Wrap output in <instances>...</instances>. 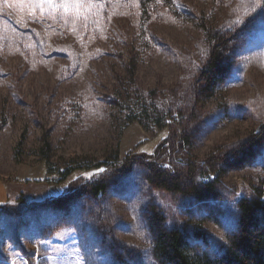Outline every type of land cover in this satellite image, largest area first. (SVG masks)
Returning a JSON list of instances; mask_svg holds the SVG:
<instances>
[{
  "label": "rangeland",
  "instance_id": "374dc122",
  "mask_svg": "<svg viewBox=\"0 0 264 264\" xmlns=\"http://www.w3.org/2000/svg\"><path fill=\"white\" fill-rule=\"evenodd\" d=\"M173 4L144 15L137 0H68L67 8L65 0L54 7L0 0V264L150 263L153 237L144 213L151 204L162 207L169 227L204 230L213 241L205 251L213 252L227 245L240 199L264 203V7L250 0ZM202 19L243 33L228 46L229 74L189 109L190 145L166 147L172 176L191 180L189 167L202 165L195 182L185 180L188 188L182 181L180 192L159 198L139 157L173 131L180 142L172 104L185 97L204 61ZM140 108L152 125L154 114H167L165 127L149 132L128 123ZM104 161L56 182L64 167ZM100 177L108 182L105 197H76L80 213L61 218L66 201H56ZM216 179L201 206L191 184L207 191L203 182ZM125 247L143 262L121 260Z\"/></svg>",
  "mask_w": 264,
  "mask_h": 264
},
{
  "label": "trees",
  "instance_id": "16d2710c",
  "mask_svg": "<svg viewBox=\"0 0 264 264\" xmlns=\"http://www.w3.org/2000/svg\"><path fill=\"white\" fill-rule=\"evenodd\" d=\"M258 2L260 3V0ZM137 4L138 10L144 15L152 11L156 5L171 8H173L172 6L174 5L173 0H137ZM203 21V32L209 44L204 61L201 68H199L198 77L194 79L192 86L185 92V97L183 95V97L178 98L177 101L172 104L173 111L172 108L170 109L172 112H175L176 116L172 118L176 121V125H180L183 128L180 142L179 144L176 143V137L174 138L176 133L173 131L172 135L163 139L155 147L151 155L142 154L139 157L146 169L143 175L145 181L148 183L146 184L152 191L156 192L155 194H157L159 198H161L163 192H180L182 189L180 182L182 181L195 182L193 177L194 171L198 170L202 165L198 166V164L192 163L189 167L186 174L191 180L187 177L181 180L179 176H172L166 171V161H163L165 159V152L168 150L166 147L169 145L174 149L175 147L190 145L189 135L192 133L191 128L194 119L191 118L189 109L191 106V108H193L200 100L211 96L215 88H217L229 74L233 62L227 54L230 52L228 46L233 39L237 36L241 37L242 35L240 34L243 33V29L235 32L222 31L219 27L205 25L204 23L207 19ZM131 62L132 79L135 75L136 64H134V60ZM186 107H188V109ZM143 111L144 110L140 108L136 116L128 119V123L137 121L144 130L149 132H152L154 129H162L165 127L164 119L168 117L167 114H154L152 125V123L148 124L146 122L148 118L145 119L142 113ZM117 159L118 153L115 152L112 160L115 161ZM107 163V161H104L91 166L70 165L64 167V169L58 171L56 182H63L75 170L99 168L101 166H106ZM124 164H129V161H125ZM218 182L217 179L204 181L203 185H205L207 191H203L202 188H199L200 186L198 187L196 184H191V192L196 198L197 203L203 206L205 203L210 202ZM73 185L74 184H72L69 189H71ZM182 185L189 188L186 182ZM107 191L108 182L105 179L100 177L96 180L88 181L83 186H80L76 193H70L68 197L64 196L62 199L56 201L57 204L61 205H64L63 202L66 201V211H62L61 218L64 220L69 219L72 214L80 213L77 212V206L72 205L77 203L78 198L76 200L74 198L79 197L80 200V198L84 196L90 200L93 199L94 202H99L105 197ZM67 198L69 200H66ZM161 208L162 207L158 204H151L150 209L144 213L146 227L149 232L152 233L153 237L151 256H149L150 263H144L141 257L142 254L134 247H125L126 251L121 255V260L126 256L129 262L133 263L139 261L143 262V264H264V203L259 198L243 197L237 202L236 213L238 217L235 221L234 230L229 236L228 243L225 246L219 245L218 249L213 252L205 251L206 248L208 250L210 243H213V241L211 239L209 241V237L205 234L204 230L193 227L191 231H187L181 226H167V219ZM83 210H87V207L85 206L84 209L82 207V211ZM64 213L66 218L63 216ZM111 230L112 227L108 226L102 231L105 235L106 233H110ZM188 234L192 236L193 242L188 239ZM112 237V241L115 243V237Z\"/></svg>",
  "mask_w": 264,
  "mask_h": 264
},
{
  "label": "snow or ice",
  "instance_id": "6c2138e0",
  "mask_svg": "<svg viewBox=\"0 0 264 264\" xmlns=\"http://www.w3.org/2000/svg\"><path fill=\"white\" fill-rule=\"evenodd\" d=\"M250 2L252 3L254 7H264V5H261L260 3H258V0H250ZM40 3H46L50 7L55 6V0H40ZM67 3H68V0H65V8H67Z\"/></svg>",
  "mask_w": 264,
  "mask_h": 264
},
{
  "label": "crops",
  "instance_id": "0c3cea01",
  "mask_svg": "<svg viewBox=\"0 0 264 264\" xmlns=\"http://www.w3.org/2000/svg\"><path fill=\"white\" fill-rule=\"evenodd\" d=\"M0 204H3V203H0Z\"/></svg>",
  "mask_w": 264,
  "mask_h": 264
}]
</instances>
